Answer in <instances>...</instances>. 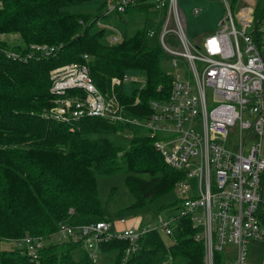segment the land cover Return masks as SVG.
I'll return each instance as SVG.
<instances>
[{
  "label": "trees",
  "instance_id": "16d2710c",
  "mask_svg": "<svg viewBox=\"0 0 264 264\" xmlns=\"http://www.w3.org/2000/svg\"><path fill=\"white\" fill-rule=\"evenodd\" d=\"M81 5H95V15L91 18L92 13ZM104 5L105 0H0V35L15 33L20 40L12 45L0 41V237L9 245L27 234L49 236L61 223L109 220L98 200L96 180L100 175L125 174L124 185L133 198L129 207L134 211L171 194L175 182L184 176L164 162L143 131L136 132L130 146L122 149L105 137H88L131 129L120 123L110 124L97 117L69 128L43 118L52 100L50 69L66 62L81 63L84 54L89 57L87 67L93 83L102 92L109 89L113 76L127 73L145 81L141 89L127 83L117 88L129 115L148 114L151 100L168 98L171 76L161 61L168 63L169 59L158 41L148 39L146 27H142L108 43L106 29L93 26L96 18L105 20L101 16ZM254 5L250 34L260 41L264 0H255ZM36 43L60 44L61 48L57 55L37 60L3 56L7 49L26 53L28 46ZM137 95L139 102L130 106ZM177 201H165L157 211L176 206ZM195 233L189 218L181 217L167 240L154 229L141 236L137 249L128 256L126 240L102 243L99 253L117 250L115 264H162L168 260L170 264H204L203 245L194 239ZM44 246L39 261L34 262L18 247L0 245V264H98L85 251L75 258L77 245L72 242L50 240Z\"/></svg>",
  "mask_w": 264,
  "mask_h": 264
},
{
  "label": "built area",
  "instance_id": "2783aa9c",
  "mask_svg": "<svg viewBox=\"0 0 264 264\" xmlns=\"http://www.w3.org/2000/svg\"><path fill=\"white\" fill-rule=\"evenodd\" d=\"M221 2L226 13L218 29L195 43L186 34L179 0H105L101 11L105 19L124 15L138 5L157 13L145 36L157 40L168 57L171 87L167 99L149 102L148 114L129 115L117 93L126 83L141 89L145 81L138 75L113 76L109 89L102 92L93 83L86 54L81 63L66 62L50 69L52 100L43 118L74 128L83 119L99 117L131 128L126 130L128 138L143 131L164 162L184 176L174 188L180 194L178 214L160 220L158 226L116 228V223L126 222L124 218L61 223L49 236L27 234L14 240L29 260L39 261L48 238L78 245L93 262L102 243L126 240L128 256L146 232L160 227L169 235L181 217L189 218L196 230L194 239L203 245L204 264H246L250 245L264 243V152L259 150L264 134V24L262 37L256 41L250 34L255 2L235 1L234 13L227 0ZM201 10L193 7L192 13L198 15ZM96 22L114 29L102 19ZM122 37L111 32L109 43ZM60 48V44L36 43L26 53L7 49L3 56L37 60L57 55ZM138 102L137 95L130 106ZM248 138L253 142L245 152Z\"/></svg>",
  "mask_w": 264,
  "mask_h": 264
},
{
  "label": "rangeland",
  "instance_id": "374dc122",
  "mask_svg": "<svg viewBox=\"0 0 264 264\" xmlns=\"http://www.w3.org/2000/svg\"><path fill=\"white\" fill-rule=\"evenodd\" d=\"M232 6V12L234 13L235 6L233 5L232 0H227ZM181 7H183L185 13V21H186V34L187 36L195 43L200 42L204 39V37L213 34L218 29V21L222 18L225 13V7L223 6L221 0H179ZM83 6V5H81ZM201 7L202 10L198 15H194L192 13L193 7ZM82 9H87L92 13L91 18L95 15L96 9L95 5H87L80 7ZM79 8V9H80ZM157 17V13L151 9L142 8L139 11L130 10L126 12L123 17V21L121 22L119 18L112 16L109 17L108 20L103 22L111 23V26L114 27L112 29L105 28L107 31V36H105L106 41L109 43L110 33L119 32L123 36L132 35L137 29L142 27H147L151 22ZM101 20V19H99ZM97 18L94 21L93 26H98ZM151 21V22H150ZM264 24V23H263ZM0 41H5L9 44H17L20 42L18 35L15 33H8L6 36L0 35ZM161 66L165 71L169 70L170 66L166 63L165 60L162 59ZM129 131H123L121 133L112 132L108 134H90L88 135L91 139H97L99 136L105 137L109 141H111L114 145L119 148L127 149L132 141L130 138L126 137ZM253 142L252 138H248L245 141L244 149L245 152ZM231 144L233 146L236 145L234 140L231 138ZM259 150L264 152V134L260 138V147ZM142 176V175H141ZM148 177V176H147ZM124 173L114 174V176H103L100 175L96 180L98 200H100V205L102 212L104 215L111 221L115 222V220H119V218L126 219L124 224H120L116 226V228L121 229L130 226H143L144 224H150L152 227L158 226V223L162 219H167L174 214H178L180 207V194L173 190V192L163 198L158 199V201L149 203L146 205L147 207L143 210L134 211L129 207L132 205L133 198L130 193H128L126 185H124ZM194 182V178L191 179ZM178 199L177 205H173V207H162L159 211H157V207L165 203V201H170L171 199ZM129 207V208H128ZM158 233L160 234L163 240H167L165 232L162 228H158ZM54 233V232H53ZM51 233V234H53ZM50 238H48V241ZM5 241L4 237H0V245L3 247H14V241ZM82 249L77 245V248L73 251V256L78 258L81 254H84L81 251ZM97 262L98 264H115L117 258V250L109 251L104 253L97 254ZM264 263V243L261 241H257L250 245L248 251V258L246 260V264H263ZM162 264H170V261L163 262Z\"/></svg>",
  "mask_w": 264,
  "mask_h": 264
},
{
  "label": "crops",
  "instance_id": "0c3cea01",
  "mask_svg": "<svg viewBox=\"0 0 264 264\" xmlns=\"http://www.w3.org/2000/svg\"><path fill=\"white\" fill-rule=\"evenodd\" d=\"M248 1H250V2H255V0H248ZM126 14V13H125ZM124 14V15H125ZM124 15H119V16H117V15H115V17H117V18H119V20L122 22L123 21V17H124ZM112 17V16H111ZM109 18H107V19H105L104 21H106V20H108ZM105 23H107V24H109L108 22H105ZM111 24V23H110ZM122 35H123V33H122ZM119 130H117V132H118ZM121 132H123V131H126V130H120ZM120 132V133H121ZM116 225H119V223H116ZM264 264V263H263Z\"/></svg>",
  "mask_w": 264,
  "mask_h": 264
}]
</instances>
